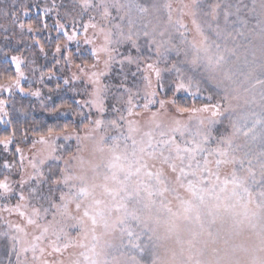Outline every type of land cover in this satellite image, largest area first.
Masks as SVG:
<instances>
[{
	"label": "snow or ice",
	"instance_id": "6c2138e0",
	"mask_svg": "<svg viewBox=\"0 0 264 264\" xmlns=\"http://www.w3.org/2000/svg\"><path fill=\"white\" fill-rule=\"evenodd\" d=\"M13 5L57 34L51 111L74 119L13 126L0 99L7 264H264V0ZM5 56L0 93H26Z\"/></svg>",
	"mask_w": 264,
	"mask_h": 264
},
{
	"label": "trees",
	"instance_id": "16d2710c",
	"mask_svg": "<svg viewBox=\"0 0 264 264\" xmlns=\"http://www.w3.org/2000/svg\"><path fill=\"white\" fill-rule=\"evenodd\" d=\"M43 7V6H41ZM49 19L48 23H52L51 17L54 16L53 14H48ZM37 19L36 16V10L33 9L32 12L28 14V16L21 15L19 20L24 22L25 24L29 22H35ZM18 27V26H17ZM25 31V30H24ZM26 32V31H25ZM28 35V34H27ZM51 36L52 39L49 40L48 37ZM57 34L54 31L51 30H43L38 34H29L27 38V43L22 46L15 48V54H18V51H21L23 49L27 50L28 55L32 56V61L35 63H31L30 65L35 70L34 75L32 77L34 79L32 84L29 85V87L35 89L37 87H40V85H44V81L40 82V74L41 72L45 73V77H47V73L49 69L52 67V65L55 63V60L53 58V52H54V42ZM35 39H39L40 43L44 45L45 48V55L44 53H41L39 50V46L34 43ZM13 51V52H14ZM38 65L40 66L38 69ZM41 65L44 67H41ZM59 67V66H57ZM55 71V69H53ZM7 74H13L14 75V69L12 65H10V62L7 58H5L3 55L0 57V76L7 75ZM66 74V73H61ZM56 73V75H53L49 77L53 82H50V85L45 87L44 95H45V102L48 105L47 112L40 111L37 109L35 100L32 101L30 98H24L23 96L16 95L15 97L11 98L10 103L7 105V110L9 112V117L13 120V126L18 125H32L37 124L41 126L46 125H52V124H64L69 122L70 120L74 119L70 114H64V113H52L51 109L54 107L59 106L63 102H70L69 101V95L64 91H53L50 92L49 89H55L56 83H62V80H59L58 77L61 76ZM43 79V80H44ZM40 84V85H39ZM24 87L28 88L26 84H24ZM41 89V88H40ZM51 96L52 99L49 100L48 97ZM20 109H23V111H20ZM7 127L5 124L0 126V135L3 134V129ZM22 147L27 145H21ZM10 150L13 152V146H10Z\"/></svg>",
	"mask_w": 264,
	"mask_h": 264
},
{
	"label": "rangeland",
	"instance_id": "374dc122",
	"mask_svg": "<svg viewBox=\"0 0 264 264\" xmlns=\"http://www.w3.org/2000/svg\"><path fill=\"white\" fill-rule=\"evenodd\" d=\"M48 2L50 3V0H48ZM60 2H61V0H57V3H60ZM160 2L165 3V2H168V0H160ZM171 2L175 6L177 3H180L181 0H171ZM184 2H189V0H184ZM217 2H220V3L231 2L232 4H236L239 2V0H201L202 11H208V5L213 4V3H217ZM243 2L250 4L251 0H243ZM20 3H24V4L41 3V6H44V0H17V4H20ZM10 10H14L13 0H0V57L3 55L6 58L5 53H7L8 57H10L12 55H21L25 59L26 63L24 66V72H25L26 79L22 80L21 84L23 87H24V84H26V86L28 88L24 87L26 89V93H20L18 90H15L13 92V94H11V96H9V94L7 92L0 93V99H8L9 103H10L11 98L15 97L16 95L23 96L24 98H30V100H32V101L35 100L37 109H39L42 112L44 111L46 113L47 109H48V105L45 102L44 91H45V87L49 86L50 82H53V81L49 78V76H47L43 80L44 85L39 84L40 87H37V88H39V89L41 88L40 89V91H41L40 97H36V96H32L30 94H27V93H30L31 91H35L37 89V88L33 89V88L29 87V85L32 84V82L34 81V80H32V79H34L32 77V75H34V73H35V70L30 65L31 64L30 62H32V58H31L32 56L28 55V52L25 49L18 51V54H15L14 49L24 46L27 43V38H28V35L30 33H28L26 30H25L26 32L20 30L17 26H15L12 23L10 16L5 17L3 15V12L10 11ZM20 16H19V18H20ZM5 29L7 31H5ZM5 35L10 37V42L3 39V37ZM161 66H163V65H161ZM12 67L14 69L13 65H12ZM39 67L40 66L38 65L37 69ZM41 67H44V65L43 66L41 65ZM58 74L61 75V72H58ZM105 82H107V80ZM68 95L70 96V94H68ZM42 102H43V104H42ZM226 123H227V121H225V124ZM3 124L4 123L0 122V126H2ZM24 148L27 150V146H24ZM0 157L7 158L9 160L12 159V151L10 150V146H9L8 151L5 152L3 149V146L0 145ZM0 171H3L2 161H0ZM14 202H15V200L12 201V203H14ZM4 217L11 219L14 222L18 221V217L15 214L8 217V215L5 213ZM5 230H6V225L3 222V218H0V264H7V258H8L7 253L9 251V246L11 244V241L6 236L3 235V232ZM12 260L13 261L15 260L14 255L12 256Z\"/></svg>",
	"mask_w": 264,
	"mask_h": 264
}]
</instances>
